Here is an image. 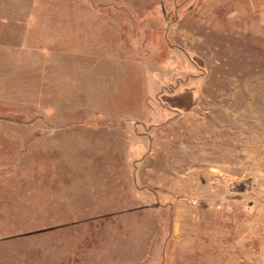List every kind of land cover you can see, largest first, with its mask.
Returning a JSON list of instances; mask_svg holds the SVG:
<instances>
[{
	"label": "rangeland",
	"instance_id": "374dc122",
	"mask_svg": "<svg viewBox=\"0 0 264 264\" xmlns=\"http://www.w3.org/2000/svg\"><path fill=\"white\" fill-rule=\"evenodd\" d=\"M0 264H264V0H0Z\"/></svg>",
	"mask_w": 264,
	"mask_h": 264
}]
</instances>
